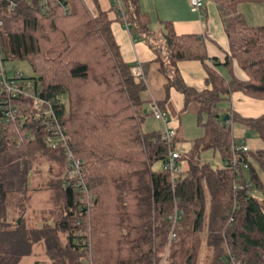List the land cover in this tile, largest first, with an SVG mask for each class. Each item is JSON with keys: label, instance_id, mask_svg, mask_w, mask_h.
<instances>
[{"label": "trees", "instance_id": "obj_1", "mask_svg": "<svg viewBox=\"0 0 264 264\" xmlns=\"http://www.w3.org/2000/svg\"><path fill=\"white\" fill-rule=\"evenodd\" d=\"M211 1L228 39V78L213 69L220 63L209 60L203 35H177L166 23L157 42L138 0H122V15L112 6L116 20L128 22L155 54L166 100L175 88L184 106L199 105L204 136L174 188L167 170H153L157 162L164 167L169 148L160 132L142 129L152 102L144 76L133 74L136 64L122 60L107 15L93 17L81 0L0 1V61L30 64L32 77L13 78L21 75L32 84L28 92L52 105L87 188L81 193L67 178L64 150L46 143L54 124L37 116L33 100L15 99L19 113L8 122L0 91V264H18L37 248L44 260L35 264H264V114L243 118L218 107L234 93L264 100V26H248L237 12L264 0ZM186 61L204 65L208 88L186 86L177 69ZM225 115L261 147L236 139L229 120L222 125ZM232 144L247 148L238 153L247 164L240 176L225 164ZM208 149L220 153L222 168L194 160ZM175 207L182 216L168 244Z\"/></svg>", "mask_w": 264, "mask_h": 264}, {"label": "crops", "instance_id": "obj_2", "mask_svg": "<svg viewBox=\"0 0 264 264\" xmlns=\"http://www.w3.org/2000/svg\"><path fill=\"white\" fill-rule=\"evenodd\" d=\"M81 1L93 17H97L100 13L107 15L110 21V30L119 48L122 60L127 64L140 65L149 99L151 102L161 104L169 120L174 122L173 119L171 120V117L172 115L181 113L184 97L178 90L172 88L170 96L166 100L165 79L159 71L156 56L146 44L145 39L139 35H132L129 31L131 26L127 29L124 23L116 20L115 13L112 11L111 0ZM203 2L204 7L202 11L196 13L191 11L189 0H138L140 11L146 14L150 20L149 29L152 33L157 34L158 32L164 35L166 23H171L177 35H203L206 41V51L209 60L216 59L220 63L218 67H213V69L219 75L228 78V71L223 66V63L229 49V44L222 16L218 6L213 1L203 0ZM206 64L212 66L210 61L206 62ZM177 69L183 82L189 88L196 91L208 88L206 85L207 75L202 63L197 61L179 62ZM233 71L234 75L240 80L246 79L244 74L236 67H234ZM227 102L230 104V108L228 109L243 118H257L264 114V100H255L241 93H234L230 101ZM187 107L193 108L196 111V115H198L199 105L197 103L192 102ZM221 110L227 109L222 108ZM148 116L145 118L142 126L144 133H161L162 124L154 118L148 121V118H150ZM157 123L159 127L161 125V128H158ZM229 124L232 128L233 123L231 119L229 120ZM178 135L176 131L177 139L180 140ZM192 151L188 150L185 154L187 155V153Z\"/></svg>", "mask_w": 264, "mask_h": 264}, {"label": "built area", "instance_id": "obj_3", "mask_svg": "<svg viewBox=\"0 0 264 264\" xmlns=\"http://www.w3.org/2000/svg\"><path fill=\"white\" fill-rule=\"evenodd\" d=\"M111 4L122 15V0H111ZM189 4L191 11L196 13H200L204 7L203 0H189ZM124 25L127 29H129L130 25L128 22L124 21ZM133 74L135 76H143V72L139 64H136L133 70ZM31 89L32 84L29 81L22 79L21 75H17L12 79L7 78L0 61V91L2 92L3 97V105L1 109L5 121L14 122L16 119V114L19 113V108H16L14 106L15 99L30 98L31 100H33L34 108L37 110V116L45 121V125H51L52 123L54 124V127L48 128V135L46 137V143L48 147L52 149L59 147L64 150V156L67 162V168L65 171L67 178H75V186L82 187L80 192L87 194V188L84 185V177L82 174L83 163L74 157L72 151L68 147V142L65 137L64 131L58 123L52 105L48 101L40 98L39 95L27 91ZM147 114L153 117L155 120L159 121L163 126L161 139L168 145L169 148L166 163L163 168L168 171L172 188H174L176 177L181 173L183 169L180 164V160L182 157L179 153L180 141L177 139L175 129L170 128L169 126L170 120L167 114L160 108L157 103H151L149 109L147 110ZM246 151L247 148L245 146H235L232 144L231 158L230 160L225 162L226 165L236 168L237 175L239 176L241 174V170L239 171V167L247 169V164L241 162V160L238 158V153ZM78 201L83 202L82 197H78ZM181 216L182 211L175 207L173 215L169 218V221L171 223V230L168 236V244L176 238L175 226ZM82 261L84 260L82 259Z\"/></svg>", "mask_w": 264, "mask_h": 264}, {"label": "rangeland", "instance_id": "obj_4", "mask_svg": "<svg viewBox=\"0 0 264 264\" xmlns=\"http://www.w3.org/2000/svg\"><path fill=\"white\" fill-rule=\"evenodd\" d=\"M237 12L242 16L246 24L250 27L264 26V4H241L238 6ZM155 39L159 42L162 39V34H155ZM3 70L8 78H13L16 74H21L24 78H30L33 76V71L30 64L24 60L17 59H5L3 61ZM218 107L220 109L230 108V104L227 101H222L219 103ZM181 113L172 115L170 121V128L175 129L178 132L180 141V151L182 158L180 164L183 169L187 167V155L185 154L188 150H193V141L197 138L204 136V130L202 126L198 125L196 111L193 108H188L187 106H182ZM150 116V115H149ZM148 116V117H149ZM151 117L148 121H151ZM158 128L159 127L157 123ZM163 130V128H162ZM233 134L236 139H244L246 144H248L252 149L260 148V140L252 135L249 131L239 124L238 122L233 123L232 126ZM162 132V131H161ZM199 158V159H198ZM198 158L195 157V161L206 162L211 165V167L222 168L224 162L221 160V156L218 151L212 149L201 150L198 153ZM163 168L161 162H157L153 166V170L160 171ZM247 176V174H245ZM47 194H42L40 208L46 206L43 197ZM44 260L42 251L40 248L35 250V255L23 258L18 264H35L36 261Z\"/></svg>", "mask_w": 264, "mask_h": 264}, {"label": "water", "instance_id": "obj_5", "mask_svg": "<svg viewBox=\"0 0 264 264\" xmlns=\"http://www.w3.org/2000/svg\"><path fill=\"white\" fill-rule=\"evenodd\" d=\"M229 120V115H225L222 119V125H226V123L228 122ZM213 169L215 170V168L213 167ZM18 223H20V221H18Z\"/></svg>", "mask_w": 264, "mask_h": 264}]
</instances>
